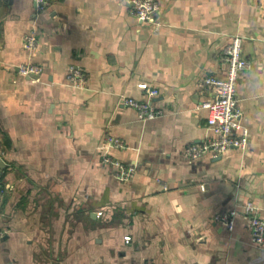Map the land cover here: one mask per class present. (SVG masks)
<instances>
[{"label":"crops","instance_id":"1","mask_svg":"<svg viewBox=\"0 0 264 264\" xmlns=\"http://www.w3.org/2000/svg\"><path fill=\"white\" fill-rule=\"evenodd\" d=\"M159 1L154 32L129 0H0V264H264L247 219L264 216V0ZM235 34L252 63L237 85L249 145L190 158L211 134L203 78L225 75ZM124 95L165 113L141 118ZM107 134L129 181L102 161ZM232 208L229 230L215 214Z\"/></svg>","mask_w":264,"mask_h":264},{"label":"built area","instance_id":"2","mask_svg":"<svg viewBox=\"0 0 264 264\" xmlns=\"http://www.w3.org/2000/svg\"><path fill=\"white\" fill-rule=\"evenodd\" d=\"M38 12L42 11L48 0H34ZM132 3V13L141 23H149L154 32H159L163 26L161 20L162 6L159 0H129ZM243 36L235 34L226 48L224 61L227 64L225 75L209 74L203 78V83L209 90V96L202 101L200 106L207 110V124L211 134L202 142L187 145L185 154L193 159L210 154L212 157H220L231 148L245 150L250 141L248 127L243 123V110L237 96V85L242 73L252 67L251 61L243 51ZM30 48L36 42L35 33H29L26 37ZM23 74L39 72L38 65L24 64L20 66ZM68 78L78 84L84 83L86 73L81 67L71 66ZM148 95L154 96L158 93L156 88H151L147 83L140 84ZM119 103L133 107L141 118H152L165 113L162 107L155 106L151 100H140L131 96H121ZM123 139L118 136L107 134L104 138L102 148V161L113 168L114 175L121 181L126 182L133 178L135 167L125 161L116 158L111 149L124 148ZM3 154L0 151V161ZM4 181L0 171V208L4 193ZM252 209L253 207L250 206ZM102 211H99L101 214ZM238 210L235 208L219 211L215 214V220L225 225L227 229L234 228L235 218ZM248 227L255 243L264 247V216L256 210L248 215ZM131 239L126 236V241ZM145 264H155L146 262Z\"/></svg>","mask_w":264,"mask_h":264},{"label":"water","instance_id":"3","mask_svg":"<svg viewBox=\"0 0 264 264\" xmlns=\"http://www.w3.org/2000/svg\"><path fill=\"white\" fill-rule=\"evenodd\" d=\"M3 166H4V162L1 161V162H0V167H3Z\"/></svg>","mask_w":264,"mask_h":264}]
</instances>
